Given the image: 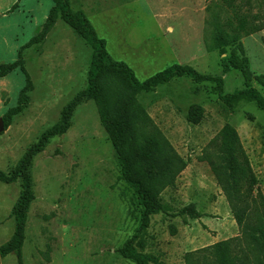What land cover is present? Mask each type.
Listing matches in <instances>:
<instances>
[{
	"label": "rangeland",
	"instance_id": "374dc122",
	"mask_svg": "<svg viewBox=\"0 0 264 264\" xmlns=\"http://www.w3.org/2000/svg\"><path fill=\"white\" fill-rule=\"evenodd\" d=\"M70 3L86 15L110 55L129 65L140 82L179 64L221 77L224 96L248 86L241 72L224 74L221 60L232 49L225 55L213 50V34L219 25L232 33L227 22L236 16L251 21L263 17L264 0ZM53 7L52 0H0V66L19 59L20 49L43 29ZM240 43L236 54L248 58L253 74L249 85L264 96L257 80L264 77V30L244 35ZM92 56L87 42L60 18L44 42L24 52L34 89L28 108L0 134V171L11 172L42 134L61 121L67 105L88 86ZM26 84L20 70L0 79V120L18 105ZM138 102L187 163L175 186L162 194L164 210L143 227L136 196L120 178V164L98 108L86 101L75 110L71 129L51 139L35 158L36 198L28 215L24 264H136L120 253L135 236L137 249L160 264H186L187 253L227 240H238L233 244L237 251L239 246L247 248L244 228L209 160L221 163L211 145L226 124L232 125L250 158L256 189L264 196V109L246 99L230 108L216 83L198 84L189 77L143 92ZM196 105L204 110L199 124L188 117ZM21 193L20 180L0 181V248L15 233L12 211ZM249 201L252 205L253 199ZM191 204L200 218L181 215ZM0 264H18L17 256L0 255Z\"/></svg>",
	"mask_w": 264,
	"mask_h": 264
},
{
	"label": "trees",
	"instance_id": "16d2710c",
	"mask_svg": "<svg viewBox=\"0 0 264 264\" xmlns=\"http://www.w3.org/2000/svg\"><path fill=\"white\" fill-rule=\"evenodd\" d=\"M52 1L54 7L43 29L20 49L17 61L0 66V79L20 70L27 81L20 94L18 105L10 108L2 118L4 130L0 129V134L9 129L14 118L28 108L29 93L34 89L24 63V52L44 42L59 18L87 42L93 50V56L88 86L67 105L61 121L42 134L38 143L24 154L11 172L0 171V181L6 184L19 180L22 182V193L12 211L16 223L15 233L10 241L0 248L1 257L14 254L17 256L18 264H24L23 250L28 215L36 198L33 176L35 158L45 151L51 139L63 136L71 129L74 112L82 103L92 100L98 108L101 124L108 134L120 164V178L136 196L144 228L149 226L153 215L164 210L162 194L168 188L175 186L178 178L187 168V163L161 132L149 113L140 105L139 94L153 92L159 86L174 79L189 77L198 84L216 83L220 96L230 108L246 99L256 102L264 109V96L249 85L253 74L248 58H240L236 54L242 49L240 40L244 35L248 36L264 30V16L256 17L257 20L253 21L238 16L235 21L228 20L227 26L232 28V33H227L220 25L216 27L213 34V50H219L225 55L228 53V47L232 49L231 54L221 60L224 74L241 72L248 83L245 89L224 96L221 77L201 73L190 65H173L145 82H140L129 65L116 61L110 55L106 41L98 37L83 12L72 8L70 0ZM257 80L264 88V77H259ZM203 115L204 110L201 106H193L188 115L189 121L199 124ZM211 146L216 148L218 159L221 160V163L209 160L212 170L223 186L238 223L244 228L247 248L239 246L237 251L233 244L238 240H227L187 253L185 262L186 264H263L264 196L256 189L258 180L241 137L232 125L226 124ZM250 198L253 199L252 205ZM248 212L249 215L251 213V218L246 222ZM187 214L194 218L201 217L195 204H191L181 212V215ZM252 220L254 223H250ZM136 238L137 236L125 243L120 250L121 255L136 264H160L156 258L137 249Z\"/></svg>",
	"mask_w": 264,
	"mask_h": 264
},
{
	"label": "water",
	"instance_id": "95a60500",
	"mask_svg": "<svg viewBox=\"0 0 264 264\" xmlns=\"http://www.w3.org/2000/svg\"><path fill=\"white\" fill-rule=\"evenodd\" d=\"M0 129H1V130H4V123H3V120H0Z\"/></svg>",
	"mask_w": 264,
	"mask_h": 264
}]
</instances>
